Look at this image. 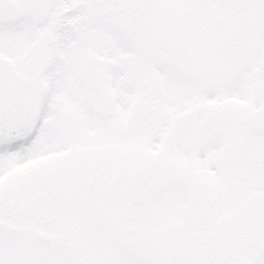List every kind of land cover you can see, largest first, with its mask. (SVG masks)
<instances>
[{
	"label": "rangeland",
	"instance_id": "1",
	"mask_svg": "<svg viewBox=\"0 0 264 264\" xmlns=\"http://www.w3.org/2000/svg\"><path fill=\"white\" fill-rule=\"evenodd\" d=\"M88 9L72 33L67 30L75 40L63 58L61 73L68 80L61 89L65 102L75 105L78 91L73 78L80 44L118 57L122 70L112 75L116 95L108 121L112 130L84 113L66 112L50 119L55 131L67 137L81 135L73 141L80 143H75L80 152L74 151L71 161L76 167L72 188L59 179L52 197L42 188L41 201L30 200L35 201L30 206L5 201L0 217L8 215L12 229L36 226L52 242L49 248L39 247L29 233L8 231L5 221L6 231H0L4 258L8 264H174L177 259L184 264H223L241 244L244 232L256 227L246 225V218L258 215V226L264 229V190L248 193L254 184L249 170L256 162L264 183V134L253 138L240 125L250 108L242 96L222 103L194 102L167 73L178 62L186 74L211 76L219 64L243 51L246 55L232 65L231 81L242 89L264 92V24L257 25L253 14L240 10ZM63 16V8L53 14L47 31L39 35L41 41L55 34ZM17 35L25 37L0 38V51L11 53L19 46ZM257 52L259 58L251 59ZM141 102L148 111L142 119L135 117ZM177 106L184 110L177 111ZM101 137L117 142L122 153L104 155L96 147ZM57 159L67 157L53 149L27 160L23 170L29 174L38 167L46 169ZM147 161L158 165L152 182L126 192L130 170ZM119 169L121 183L108 192L107 183ZM5 183L6 173L0 175V187ZM225 203L230 211L218 224L199 218L202 206ZM61 238L63 246H55Z\"/></svg>",
	"mask_w": 264,
	"mask_h": 264
},
{
	"label": "snow or ice",
	"instance_id": "2",
	"mask_svg": "<svg viewBox=\"0 0 264 264\" xmlns=\"http://www.w3.org/2000/svg\"><path fill=\"white\" fill-rule=\"evenodd\" d=\"M64 6V0H0V38L13 34H22L29 38H36L39 31L49 23V16L41 15L42 10L48 13L59 12ZM84 7H144L171 9H206V10H240L255 16L257 25L264 24V0H91ZM259 32V28L256 29ZM114 38L119 39L114 34ZM246 55L243 51L236 53L230 62L219 64L211 76H199L185 73L178 68H170L167 75L177 80L186 94L194 102L215 101L222 103L226 98L240 95L246 99L250 108L264 104V92L260 90L248 91L231 81L232 65L239 63ZM259 58L257 52L251 59ZM9 76V69L0 65V175L6 173L13 164L23 163L37 156L45 155L53 150L45 147L46 138L50 136L51 121L58 115L53 108L44 107L38 115L18 97L15 104H10L5 90V82ZM39 86V81L34 82ZM184 106H177V111H183ZM254 127L264 129V117L254 120ZM48 143H51L48 141ZM250 178L254 181L248 193L264 190L261 183V165L256 162L249 170ZM183 203V202H181ZM230 211L225 203L216 207L202 206L199 218L207 219L210 224H218L225 214ZM246 225H254L251 231H245L241 244L233 250L223 264H264V229L259 228V216L246 218ZM0 264H8L3 256V241L0 237ZM135 264H143L136 261ZM174 264H184L177 259Z\"/></svg>",
	"mask_w": 264,
	"mask_h": 264
},
{
	"label": "water",
	"instance_id": "3",
	"mask_svg": "<svg viewBox=\"0 0 264 264\" xmlns=\"http://www.w3.org/2000/svg\"><path fill=\"white\" fill-rule=\"evenodd\" d=\"M0 65H4L9 69V76L5 82V90L10 104H15L18 97H22L27 104L25 98V79L18 77L12 62L0 56ZM105 65H110L117 70L118 65L104 57H100L94 53L84 50L80 58L79 67V81L78 86L82 89V103L86 109L93 113L99 119L109 118L112 114V95L110 91L109 78L105 69ZM94 96L97 100V105L93 106L90 103V96ZM257 117H264V105L258 109L250 112L241 119V124L249 126L250 130L255 135H260L264 129H256L254 127V120ZM154 174V165L146 163L134 168L129 176L130 184L135 188H142L147 185ZM120 180V173H117L109 183V189L113 190ZM31 235L41 241L45 242L46 237L38 232L31 233Z\"/></svg>",
	"mask_w": 264,
	"mask_h": 264
},
{
	"label": "flooded vegetation",
	"instance_id": "4",
	"mask_svg": "<svg viewBox=\"0 0 264 264\" xmlns=\"http://www.w3.org/2000/svg\"><path fill=\"white\" fill-rule=\"evenodd\" d=\"M31 40L32 42L30 44L35 45L36 38L34 39L31 38ZM34 60H37V59L34 58ZM24 66H25L24 64L19 62V66H17L18 71L21 73H24V71H27V70H32V71L37 70L34 67L27 69V67H24ZM52 66L53 64H49L48 69L51 70ZM60 90L62 91L61 86H59V88H55L56 93L55 91H51V92H54L55 94H57L58 92H60ZM65 101L66 100H64V96L63 98L57 96L53 100H42L39 103V109L37 112L34 111L31 105H30V108L36 115H38L41 109L44 107L53 108L57 111L58 114L69 112L71 114L77 113L78 115H81V114L83 115L82 110H76L78 109L77 106H74L73 108L70 104H68ZM146 109L147 107L145 108V110L144 109L138 110V108H136L135 113L137 112L139 114L142 113L145 115L147 114ZM51 118L52 117H46L45 118L46 122H49ZM103 123L105 122L99 121V124H103ZM55 129L56 127H54L53 122H51V132H50V136L46 138L45 147H51L52 149L57 150V152L60 151L64 157H67V160L58 161L59 159L58 158L56 162L54 161L53 165L48 166L46 169H43V167L42 168L38 167L37 169H40V170L26 174L28 175V177L27 176L24 177L22 175L26 173L23 169L26 168L27 161H24L23 163L11 165L8 171L6 172V189H5L6 193L5 194L7 198L11 200L12 202H18L21 205L30 206L31 204L35 203V201L37 200L39 201V199H41L40 195H42L41 193L42 188H44L45 191L48 192L47 193L49 195L48 197H52L51 194L54 192H57L56 188L59 183V179H62V181L65 182L66 184L70 183L71 184L70 188H72V179L74 177V167L70 165L68 162L71 159L70 154L71 152H73L72 150L74 146L73 145L74 136H81V135L71 133L70 136L67 137L65 136V135H68L67 133L58 132V131H55ZM58 136H62V138H58ZM48 141H50L51 143H48ZM30 200H35V201L32 202ZM4 209L6 208H3V211Z\"/></svg>",
	"mask_w": 264,
	"mask_h": 264
},
{
	"label": "trees",
	"instance_id": "5",
	"mask_svg": "<svg viewBox=\"0 0 264 264\" xmlns=\"http://www.w3.org/2000/svg\"><path fill=\"white\" fill-rule=\"evenodd\" d=\"M108 149H113L114 153L118 152V146L114 143H109V145H107ZM128 148H125V151H127Z\"/></svg>",
	"mask_w": 264,
	"mask_h": 264
}]
</instances>
